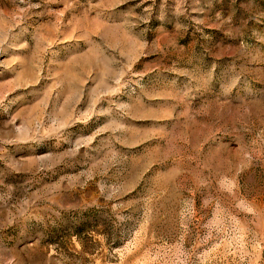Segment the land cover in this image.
I'll list each match as a JSON object with an SVG mask.
<instances>
[{
  "label": "rangeland",
  "instance_id": "rangeland-1",
  "mask_svg": "<svg viewBox=\"0 0 264 264\" xmlns=\"http://www.w3.org/2000/svg\"><path fill=\"white\" fill-rule=\"evenodd\" d=\"M0 264H264V0H0Z\"/></svg>",
  "mask_w": 264,
  "mask_h": 264
}]
</instances>
